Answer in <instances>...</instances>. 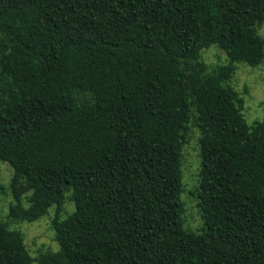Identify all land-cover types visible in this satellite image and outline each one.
I'll list each match as a JSON object with an SVG mask.
<instances>
[{
	"label": "trees",
	"instance_id": "16d2710c",
	"mask_svg": "<svg viewBox=\"0 0 264 264\" xmlns=\"http://www.w3.org/2000/svg\"><path fill=\"white\" fill-rule=\"evenodd\" d=\"M263 24L264 0H0V264H264V120L229 85L263 64ZM211 46L227 64L202 60ZM189 125L199 232L182 219ZM53 206L58 250L33 259L10 224Z\"/></svg>",
	"mask_w": 264,
	"mask_h": 264
},
{
	"label": "rangeland",
	"instance_id": "374dc122",
	"mask_svg": "<svg viewBox=\"0 0 264 264\" xmlns=\"http://www.w3.org/2000/svg\"><path fill=\"white\" fill-rule=\"evenodd\" d=\"M259 34L264 38V24L259 30ZM202 60L209 66L227 64L228 58L215 46L202 51ZM244 99L243 114L246 121L251 124L256 120H264V62L262 65L252 68L244 63H236V72L229 82ZM200 132L192 125L188 126L185 136V143L181 155L182 187L181 202L183 206V225L190 232H199L202 228V219L198 207V188L200 173L199 157ZM12 168L9 164L0 163V184L9 186L12 178ZM13 202V197L8 191L5 195H0V221L6 219L9 205ZM24 206H27L23 199ZM74 211V203L67 198L63 204V211L60 217L63 219ZM56 212L55 206L51 207L47 214L34 222L11 223L10 228L22 233L24 244L33 259H36L44 252L57 251L58 245L54 240V229L52 221ZM31 264H36L32 262Z\"/></svg>",
	"mask_w": 264,
	"mask_h": 264
}]
</instances>
